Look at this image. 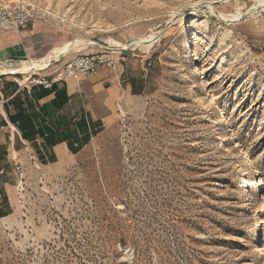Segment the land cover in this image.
<instances>
[{
    "label": "rangeland",
    "instance_id": "1",
    "mask_svg": "<svg viewBox=\"0 0 264 264\" xmlns=\"http://www.w3.org/2000/svg\"><path fill=\"white\" fill-rule=\"evenodd\" d=\"M31 1L60 40L98 44L55 77L63 56L124 52L149 62L147 89L74 153L0 154V264H264V8L211 0L243 5L232 22L204 0Z\"/></svg>",
    "mask_w": 264,
    "mask_h": 264
},
{
    "label": "crops",
    "instance_id": "2",
    "mask_svg": "<svg viewBox=\"0 0 264 264\" xmlns=\"http://www.w3.org/2000/svg\"><path fill=\"white\" fill-rule=\"evenodd\" d=\"M38 18L25 29H9L0 33V62L11 64L29 58L40 59L64 42L51 33L46 17L42 20ZM75 55L63 56V68ZM148 64L145 58L121 52L113 67L103 66L74 86L71 85V79L53 80L50 87H44L16 82L14 76L1 75L0 154L10 158L11 153H18L26 146L51 155L71 151L68 140L60 141L61 139L71 138L74 146H78L85 132L91 133L90 126L87 131H80L75 127L77 121L90 116L95 122V129L106 126L107 120L115 119L113 106L121 96H139L145 93V67ZM56 69L52 61L47 70L36 74L51 80L57 73ZM136 71L140 73L137 74ZM44 104L46 108L41 109ZM19 122L23 125L24 133L17 125ZM74 127L75 133L67 131L68 128L73 131ZM6 205L0 200V208L5 209Z\"/></svg>",
    "mask_w": 264,
    "mask_h": 264
},
{
    "label": "built area",
    "instance_id": "3",
    "mask_svg": "<svg viewBox=\"0 0 264 264\" xmlns=\"http://www.w3.org/2000/svg\"><path fill=\"white\" fill-rule=\"evenodd\" d=\"M38 17H40V7L31 0H0V33L9 29H25ZM117 60V56L107 52L79 51L65 64L62 74H58L49 80L34 73L26 83L32 86L50 87L53 80H67L69 78L79 80L98 72L103 66L113 67ZM15 81L19 82L18 79Z\"/></svg>",
    "mask_w": 264,
    "mask_h": 264
},
{
    "label": "bare ground",
    "instance_id": "4",
    "mask_svg": "<svg viewBox=\"0 0 264 264\" xmlns=\"http://www.w3.org/2000/svg\"><path fill=\"white\" fill-rule=\"evenodd\" d=\"M256 1H257L258 4H256L253 7H251L252 6L251 5L250 6L251 8L249 9L250 12H252L253 9H256L258 7H263L264 8V0H256ZM196 4H197L196 6L204 4L206 7H208L210 9V11L212 13H214L218 17H220V18H222L224 20H227V21H232V22L240 20L241 17L243 16V14L246 13V12H242L241 11L243 5L240 4V3L236 4L237 5L236 12H232V13H226L224 11H221V10L217 9L213 5V1H211V0L200 1V2H198ZM157 33L158 32L146 34V35H144L142 37H139V38H136V39L130 41V43H132V42H136V43H145V42H147L148 44L153 45V43H155V41H156V37H157L156 34ZM109 41L112 44H115L116 46H121L123 49H126V48H128L130 46L128 44H121L119 41H117L114 38H110ZM185 42H186V44H184V47L190 48V45L188 44V42L187 41H185ZM147 43H146V45H147ZM80 45H98V44L96 42H94L93 40H90V39H87V38L76 37V38L72 39L71 41H68V42L64 43L63 45L53 49L51 53H49L48 55H46L43 58H40V59H35V58L34 59H30L29 58V60L25 61L23 64H21V66H14L15 63L13 65L12 64L10 65V64H7L5 62H3V63L0 62V74H3V75H14V76H17L18 74H24L25 80H23V79H18V80L20 82H24L26 80L28 81L30 76L34 72L48 69L53 60L59 58L61 55H65L68 51H70V50H72L74 48H77ZM144 46H145V44H144ZM189 54L190 55L187 56L186 58H192L193 59V57L191 56L190 50H189ZM21 63H22V61H21ZM16 65H19V64L17 63ZM192 67L193 68H192L191 72L197 75L196 79H201V77H200V69L197 66V64L193 63ZM70 81H71V85L72 86H74L76 84V82H78L77 79H72V78H71ZM200 82H201V84H200L199 88L200 89H207L208 81H206L205 79H201ZM208 100H209L210 103H215V106H217V102H218L217 93H212L210 95V99H208ZM220 118L221 119H220L219 122H223L222 116H220ZM246 172H249L248 168H246Z\"/></svg>",
    "mask_w": 264,
    "mask_h": 264
},
{
    "label": "trees",
    "instance_id": "5",
    "mask_svg": "<svg viewBox=\"0 0 264 264\" xmlns=\"http://www.w3.org/2000/svg\"><path fill=\"white\" fill-rule=\"evenodd\" d=\"M45 108H46V104L41 106V109H45ZM94 124H95V122L92 121V119H89V118L88 119L87 118H82L79 121H77L76 127L80 131H87L88 126H90V128H91V133L90 132H85L84 136L82 137V141L78 142V146H74V144H73L74 141H72L71 138H63L60 141L68 140L69 148H70L71 152L74 153V152H76L79 149L80 146H82L86 142H88L90 140V138L97 133V128L96 129L94 128L95 127ZM17 125L19 126V128L24 133L23 125L20 122ZM30 131L31 132L33 131V126L30 127ZM75 132H76V129L73 132H70V133H75ZM41 136H42V134H41Z\"/></svg>",
    "mask_w": 264,
    "mask_h": 264
}]
</instances>
